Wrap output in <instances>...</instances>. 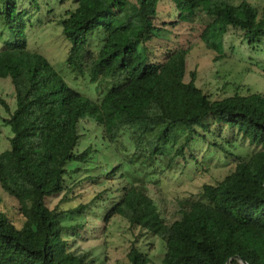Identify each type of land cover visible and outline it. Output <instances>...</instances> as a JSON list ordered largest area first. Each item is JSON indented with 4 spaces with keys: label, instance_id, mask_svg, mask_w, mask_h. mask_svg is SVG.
Instances as JSON below:
<instances>
[{
    "label": "trees",
    "instance_id": "16d2710c",
    "mask_svg": "<svg viewBox=\"0 0 264 264\" xmlns=\"http://www.w3.org/2000/svg\"><path fill=\"white\" fill-rule=\"evenodd\" d=\"M74 1L56 20L69 41L67 64L91 81L108 83L95 98L71 87L43 53L28 48L26 26L40 0H0L5 26L14 33L0 49V77L10 78L14 95L13 108L0 97L7 111L2 121L12 132L9 146L0 151V264H94L89 251L74 249L67 237L82 224L64 223L84 204L49 203L73 188L67 184L79 171L77 164L98 150L91 144L77 148L83 119L102 128L107 144L126 135L133 145L117 165L98 168L104 174H114L126 162L162 161L168 168L197 137L209 140L210 135L209 142L225 153L237 151L240 146L221 135V124L248 140L255 148L222 178L204 182L201 197L187 201L173 221L161 215L143 174L127 177L102 217L120 215L158 235L162 264H264V92L235 90L214 98L195 82L194 70L189 79L182 77L184 47L152 56L145 43L166 24L155 22L160 0ZM170 1L177 18L167 24L205 18L199 38L212 51H223L229 27L240 30L250 47L264 42V5L259 13L249 0ZM208 117L221 122L219 131L206 126ZM15 175L23 176L33 193L26 196L13 186ZM127 257L130 264L150 263L147 252L134 244Z\"/></svg>",
    "mask_w": 264,
    "mask_h": 264
},
{
    "label": "rangeland",
    "instance_id": "374dc122",
    "mask_svg": "<svg viewBox=\"0 0 264 264\" xmlns=\"http://www.w3.org/2000/svg\"><path fill=\"white\" fill-rule=\"evenodd\" d=\"M232 1L237 3L239 0ZM249 1L258 7L259 13H262L264 0ZM74 6V0H40V9L31 12L32 23L28 22L26 26L27 46L43 53L71 87L95 98L106 90L108 83L91 81L87 74H77L67 64L69 41L63 36L61 24L56 20L64 16L66 9ZM176 18L177 10L173 2L160 0L155 22L162 24L165 21L166 24L145 43L152 56L160 58L169 47H184L187 55L186 69L182 77L185 80L189 79L190 71L194 70L195 82L214 98L232 94L235 90L241 93L264 92L263 41L256 48L250 47L240 30L229 27L223 37V51H212L199 38L205 18H197L194 22L167 24V20ZM13 38L14 33L6 28L0 14V49ZM142 47L143 45H140V48ZM0 97L13 108V86L8 76L0 77ZM5 115L7 111L0 100V151L9 146L8 136L12 134L10 127L2 121ZM205 123L211 131H219L218 126L221 122L208 117ZM221 129V135L225 139L229 138L231 142L240 146L237 151L225 153L209 142L213 139L210 135L209 140L197 137L193 138L185 155L175 157L168 168H165L162 161L145 162V166L137 162L134 164L126 162L114 174H104L99 173L98 168L109 169L110 165H117V162L121 161V156L128 157L133 151V145L126 135L120 137L115 144H107L109 141L103 137L100 126L88 119L81 120L78 150L89 144L98 150L92 153L89 161L77 164L79 171L67 184L73 188L65 195L61 193L49 199L51 205L59 203L65 208L84 204L80 210L64 219L67 225L81 223L83 226L78 232L75 229L68 231L67 237L72 242V247L88 250L94 264H130L127 251L134 244L147 252L149 264H162L163 242L158 235L145 232L139 226H131L120 215L104 220L103 211L111 200L120 194V189L128 176L143 174L145 188L156 201L163 218L167 222L178 218L181 208L187 201L201 197L200 190L204 182H215L222 178L232 169L236 159L255 148L248 144V140L234 135L225 125L221 124ZM208 133L212 135V132L207 131ZM94 174H99L100 177L88 176ZM83 177L84 180L78 185L72 184ZM10 183L21 189L26 196L34 191L21 175L11 176ZM83 236L86 238L81 239Z\"/></svg>",
    "mask_w": 264,
    "mask_h": 264
},
{
    "label": "water",
    "instance_id": "95a60500",
    "mask_svg": "<svg viewBox=\"0 0 264 264\" xmlns=\"http://www.w3.org/2000/svg\"><path fill=\"white\" fill-rule=\"evenodd\" d=\"M236 256V255H235Z\"/></svg>",
    "mask_w": 264,
    "mask_h": 264
}]
</instances>
